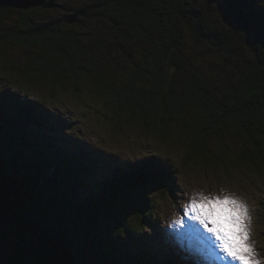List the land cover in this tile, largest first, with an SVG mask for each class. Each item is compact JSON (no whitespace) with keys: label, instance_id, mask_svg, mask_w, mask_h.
Instances as JSON below:
<instances>
[{"label":"trees","instance_id":"16d2710c","mask_svg":"<svg viewBox=\"0 0 264 264\" xmlns=\"http://www.w3.org/2000/svg\"><path fill=\"white\" fill-rule=\"evenodd\" d=\"M192 3L93 0L49 19L43 11L55 9V0L19 14L0 5V45L11 38L29 49L19 70L13 64L17 75L37 85L49 80L51 103L67 90L96 98L55 112L14 91L15 83L0 88V264H212L200 247L174 249L183 234L155 217L157 199L177 198V164L149 151L131 160L106 155L73 126L96 112L109 117L111 132L138 123L179 143L184 164L218 162L219 154L209 157L212 139L227 134L244 144L237 162L264 174V42H230L219 25L210 30L211 15L192 23L190 12L208 10L205 0ZM258 7L249 0L235 12L254 15ZM16 15L17 29L8 32ZM90 17L101 23L85 30L82 19ZM69 107L82 112L78 120Z\"/></svg>","mask_w":264,"mask_h":264},{"label":"rangeland","instance_id":"374dc122","mask_svg":"<svg viewBox=\"0 0 264 264\" xmlns=\"http://www.w3.org/2000/svg\"><path fill=\"white\" fill-rule=\"evenodd\" d=\"M92 1L93 0H55L57 4L56 8L43 11L44 14L42 16H44L43 19H49L48 17L50 16L48 15L51 14L62 17L66 12H73L71 8L87 7ZM214 4L215 6H220L218 3ZM19 10L21 9L14 8L15 14L18 13L17 11ZM222 16L223 14H220V17ZM82 22L84 25H87L85 26V30L89 29V27L94 29L101 23L93 20L92 17L86 19V21L82 19ZM18 24V16H13V18L8 21L7 26H9L10 29L7 28V31L14 33L13 31L17 29L16 26ZM188 41L190 45H196L194 39L189 38ZM0 46V88L12 90L13 83H15L17 88L14 89V91L22 93L25 97L32 94V97L38 99L43 104L56 108H50L55 112H58L59 108L56 106L59 104L65 107L71 106L80 110L82 106H80L81 103L78 101L96 99L90 98L88 95L82 93L84 96L79 100L71 90H67L62 92L65 93L63 96L59 95L60 97L57 98L58 103H51L49 100L52 99L50 96L52 83L49 80L46 79V81H44L45 83L41 85L32 84L29 83L23 73L17 75L12 69L13 64H16L19 70L20 67L27 62L29 49L23 43L20 44L17 41L11 40V38L3 40ZM193 47L198 51L204 50L201 44H197ZM190 48L192 47L190 46ZM34 51H37L36 47H34ZM213 60L217 62L220 61L218 54L213 55ZM64 111L68 112L70 116L77 120L79 116L82 115V112L76 114L75 110L70 107L69 109L64 108ZM110 117L112 119L114 117V122L118 124V120H116L114 114H111ZM108 120L112 122L109 117L106 118L104 114L100 116L99 113L96 112V116L94 113L90 116H86L82 124L75 122L73 126L78 130L81 129L84 134L86 133L88 135L86 139L93 142L98 149L102 148L106 155L109 153L114 157L118 156L123 158V160H131L135 155H139V153L144 155L146 151H149V153L154 156L157 155L160 158L165 157L164 159L168 163H172L173 165L177 164L179 172L176 176V200L179 201V204L176 203V200L165 203L166 200L159 198L157 199L159 204L156 206V211L154 213L155 217L160 218V223H165L164 228L166 230L169 229L166 227L168 226L166 223H171L170 225L173 227L182 229L180 225L174 223V221L184 218L182 206L188 202L193 194L197 192L221 196L232 194L244 200L250 207L253 218L252 240L260 258L264 259V174L247 165L244 166L240 164L239 161L237 162V159H239L238 156L240 155L238 151L244 148L241 139L230 137L227 134L225 136L217 135L212 139L213 144L209 157H212L216 153L219 154L222 158L219 156L218 162L213 158L199 161L189 159L188 162L184 164L183 148L179 143L163 141L157 137L154 131L138 123L130 125L122 124V129L119 128L120 130L111 132L108 130ZM235 151H237L238 154H235ZM145 230L150 234L153 232L150 227ZM200 232L199 234L208 237L211 242L214 240L210 234H203L202 230ZM189 237L188 241L190 247H192L191 249H196L194 247V235L191 234ZM184 245V243L179 244V246ZM211 248L215 255L225 264H239L238 261H233L231 258L220 254L217 245L212 244Z\"/></svg>","mask_w":264,"mask_h":264},{"label":"snow or ice","instance_id":"6c2138e0","mask_svg":"<svg viewBox=\"0 0 264 264\" xmlns=\"http://www.w3.org/2000/svg\"><path fill=\"white\" fill-rule=\"evenodd\" d=\"M195 2L193 0L189 7L192 8ZM253 2L264 5V0ZM213 3L220 5L222 17L211 8ZM248 3L249 0H205L207 12L200 8L189 15L194 17L191 22L195 24H200L202 17L211 15L213 27L210 30L216 31L219 25L220 33L230 42L254 46L257 37L264 42V7L256 8L254 15H237L235 9L244 8ZM2 109L3 100L0 98V111ZM182 207L184 218L174 221L184 230L182 234L199 235L203 230L214 238L212 243L218 246V252L223 256L239 264H264L252 240L253 218L244 200L232 194L221 196L197 192ZM193 264H202V261L194 259Z\"/></svg>","mask_w":264,"mask_h":264},{"label":"water","instance_id":"95a60500","mask_svg":"<svg viewBox=\"0 0 264 264\" xmlns=\"http://www.w3.org/2000/svg\"><path fill=\"white\" fill-rule=\"evenodd\" d=\"M47 0H0V5H9L11 7L27 10L28 8L42 6Z\"/></svg>","mask_w":264,"mask_h":264},{"label":"bare ground","instance_id":"6f19581e","mask_svg":"<svg viewBox=\"0 0 264 264\" xmlns=\"http://www.w3.org/2000/svg\"><path fill=\"white\" fill-rule=\"evenodd\" d=\"M180 247L184 248V246H180Z\"/></svg>","mask_w":264,"mask_h":264}]
</instances>
